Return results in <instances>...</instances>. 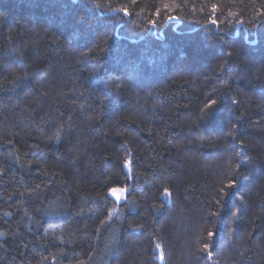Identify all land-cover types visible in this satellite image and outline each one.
<instances>
[{"label":"trees","instance_id":"obj_1","mask_svg":"<svg viewBox=\"0 0 264 264\" xmlns=\"http://www.w3.org/2000/svg\"><path fill=\"white\" fill-rule=\"evenodd\" d=\"M0 264H264V0H0Z\"/></svg>","mask_w":264,"mask_h":264},{"label":"snow or ice","instance_id":"obj_2","mask_svg":"<svg viewBox=\"0 0 264 264\" xmlns=\"http://www.w3.org/2000/svg\"><path fill=\"white\" fill-rule=\"evenodd\" d=\"M124 11H125V13H127V15L130 14L126 9ZM213 11H216V7L215 6L213 7ZM169 18H172V17H169ZM213 22L215 23V21H213ZM152 23L155 24V21H152ZM216 103H217L216 99H211L210 102L205 105V109H211ZM229 135H231V133H229ZM57 139H59V135H57ZM131 164H132L131 160L125 159L124 167L131 168ZM235 184H236V181L232 180V181L229 182L228 187H234ZM126 191H127L126 188H110L109 189V194L112 195L113 197H115L116 200L119 201V200H122L124 198V194H125ZM170 195H171V193L168 192V190H165L164 196L168 197ZM216 203L219 204V201H217ZM214 236H215L214 232H211V231L208 232V237L210 239L214 238ZM157 248L158 249L160 248L159 244H157ZM203 251L207 252L209 254V256H211V254H212L211 253V245L208 244V243L203 244ZM161 255H163V253H161Z\"/></svg>","mask_w":264,"mask_h":264},{"label":"rangeland","instance_id":"obj_3","mask_svg":"<svg viewBox=\"0 0 264 264\" xmlns=\"http://www.w3.org/2000/svg\"><path fill=\"white\" fill-rule=\"evenodd\" d=\"M129 171V170H128ZM130 172V171H129ZM111 198H113L116 201V208L114 209V211L111 213V218H115V217H119L121 215V211H120V205L125 201L126 199V192L124 194V198L122 200H116L115 197H113L112 195H110Z\"/></svg>","mask_w":264,"mask_h":264},{"label":"clouds","instance_id":"obj_4","mask_svg":"<svg viewBox=\"0 0 264 264\" xmlns=\"http://www.w3.org/2000/svg\"><path fill=\"white\" fill-rule=\"evenodd\" d=\"M218 102V101H217Z\"/></svg>","mask_w":264,"mask_h":264}]
</instances>
